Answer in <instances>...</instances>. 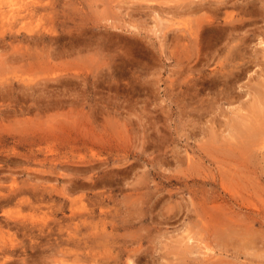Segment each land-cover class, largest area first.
<instances>
[{"label": "rangeland", "instance_id": "rangeland-1", "mask_svg": "<svg viewBox=\"0 0 264 264\" xmlns=\"http://www.w3.org/2000/svg\"><path fill=\"white\" fill-rule=\"evenodd\" d=\"M117 1L0 0V264H264V0Z\"/></svg>", "mask_w": 264, "mask_h": 264}, {"label": "bare ground", "instance_id": "bare-ground-1", "mask_svg": "<svg viewBox=\"0 0 264 264\" xmlns=\"http://www.w3.org/2000/svg\"><path fill=\"white\" fill-rule=\"evenodd\" d=\"M117 1V0H116ZM120 2H123L124 4H125V0H119ZM119 1H117V3L119 4ZM200 1H202V0H200ZM204 1V0H203ZM217 1H219V0H217ZM222 1V0H221ZM228 1H230V0H228ZM237 1V0H236ZM242 1H244V0H242ZM128 3H129V1H127ZM189 2V1H188ZM223 2V1H222ZM221 2V3H222ZM249 2V1H248ZM251 2V1H250ZM128 3H126V4H128ZM186 4H187V0H186V2H185ZM185 3H184V6H185ZM195 3V1H193V3L192 4H194ZM201 2H199V0H198V2H197V4L195 3V7H193L192 8V6H191V8L189 9L188 8V6H187V8H188V10L186 11L188 14H191V18H192V15H196V12H200V11H202L203 9H205L206 8V6H203L204 4L205 5H207V6H209L208 4H206V3H208L207 1H206V3H204V4H202L201 3V5H199ZM215 3V2H214ZM217 3H219V2H217ZM217 3H215V4H217ZM225 2H223V4H224ZM231 4H232V2H230ZM234 3V2H233ZM241 3H243V2H241ZM191 4V5H192ZM226 4V3H225ZM187 5H189V4H187ZM198 5V6H197ZM211 5V4H210ZM218 5V4H217ZM233 5V4H232ZM236 5V4H235ZM234 5V6H235ZM245 5V4H244ZM244 5H243V8L245 9V7H244ZM26 6H28V5H26ZM181 6H182V4H181ZM180 6V7H181ZM219 6V5H218ZM237 6V5H236ZM246 6V5H245ZM214 7H215V5H214ZM221 7V6H220ZM223 7V6H222ZM238 7V6H237ZM239 7H241V6H239ZM3 7H0V20H6V22H9L10 24H14L16 21H20V20H24V19H26V18H30V16H33L34 15V13L36 12V11H33V10H31L29 7H26V8H23L22 6L20 7V8H18V9H15V8H11V9H9V12L10 13H6L5 12V10L4 9H2ZM156 8V7H155ZM158 8V7H157ZM156 8V9H157ZM181 8H183V7H181ZM216 10L214 11V12H216L217 14L218 13H221V12H219V9H218V7L216 6ZM230 8H232V6H230ZM234 8V7H233ZM246 8H247V6H246ZM152 9V8H151ZM153 9H154V7H153ZM155 9V10H156ZM210 9V8H209ZM239 9V8H238ZM243 9V10H244ZM154 10V12H155V20H156V24H157V26H161V25H163V26H166L167 27V25L169 26V25H171V26H173V25H178V26H184V29L185 30H187L188 31V33L190 34V36H193V37H196V38H193L194 40L195 39H198V31H202V29L201 30H198V28L199 27H201V25H202V22L200 21V20H202L198 15H197V17H195V18H199L200 20H196L195 18V20L194 19H190V20H185V21H182V20H175L174 19V17L172 16V17H166V15H161V14H159L157 11L158 10H156L155 11ZM161 10V9H160ZM178 10V9H177ZM206 10V9H205ZM222 10V12H223V9H221ZM241 10V9H240ZM247 10H249V11H251V10H253V9H251L250 10V8H247ZM246 9H245V11H247ZM164 11V10H163ZM206 11H209L208 10V8H207V10ZM235 11H236V13H237V10H236V7H235ZM178 12V11H177ZM202 12H204V11H202ZM210 12V11H209ZM212 12V11H211ZM244 12V11H243ZM153 13V12H152ZM216 13H215V16H216ZM240 13H242V12H240ZM167 14V13H166ZM178 14H180V12L178 13ZM178 14H176V15H178ZM186 14V13H185ZM199 14H201V13H199ZM211 14V13H210ZM205 15V14H204ZM212 15V14H211ZM221 15V14H220ZM219 15V16H220ZM238 15H240L239 13H238ZM241 15H243V14H241ZM246 15V14H245ZM154 16V15H153ZM169 16V15H168ZM180 16H183V15H180ZM187 16V15H186ZM193 16V17H194ZM202 16H203V13H202ZM184 17V16H183ZM208 17H209V15H208ZM221 17H223L222 19H224V21L225 22H227V23H225V24H228V22L231 24V21L230 20H232V19H234L235 18V16H233V12L232 13H230V12H225V13H223V16H221ZM239 17V16H238ZM237 17V18H238ZM247 16H244V17H242V21H241V23H243V20H244V18H245V20H244V23H245V21H246V18ZM182 18V17H181ZM185 18V17H184ZM184 18H183V20H184ZM205 20V18L203 17V20L202 21H204ZM207 20V19H206ZM205 20V21H206ZM238 20H240V18H238ZM200 21V22H199ZM223 21V22H224ZM234 21V20H233ZM208 22V21H207ZM207 22H206V24H207ZM222 22V23H223ZM253 22V21H252ZM233 23H235V21L234 22H232V24H231V27H228V28H226V30H224L225 32L224 33H226V44H225V46L223 47L224 48V52H222V53H220L221 52V50L219 49V48H221V46L218 48V50H220L219 52H218V55H217V58L215 59L214 57H212V56H210V57H212L213 59H211V62L213 63V65H215L214 66V68L213 69H215V70H217V68L218 67H221V69L220 70H227V69H231V70H233V69H239V68H242L243 66H245L247 63H249V62H251V59H250V57L249 56H247V50H246V46H245V37H244V34H242V33H244L243 31H245L243 28H245V27H241V26H237V24L236 25H233ZM255 23H257L256 21H255ZM155 24V25H156ZM166 24V25H165ZM239 24H240V22H239ZM247 24H249L248 23V21H247ZM254 24V23H253ZM252 24V25H253ZM195 25H197V26H195ZM203 25H205V24H203ZM202 25V26H203ZM210 25V24H209ZM208 25V26H209ZM229 25V24H228ZM13 26V25H12ZM206 26V25H205ZM205 26H203L204 27V29H205ZM170 27V26H169ZM196 27H198L197 29H196ZM223 27H225V26H223ZM251 27V26H250ZM249 27V28H250ZM117 28V27H116ZM163 28V27H162ZM183 28V27H182ZM249 28H247V30L249 29ZM176 29H178V28H176ZM211 29V28H210ZM159 32H160V30L159 29H157ZM182 30V29H181ZM184 30V32H186ZM252 30V29H251ZM183 31V30H182ZM181 31V32H182ZM210 31V30H209ZM212 31V30H211ZM210 31V32H211ZM214 31V30H213ZM250 31V30H249ZM248 31V32H249ZM256 31V30H255ZM204 32V31H203ZM207 32V31H206ZM220 32V31H219ZM246 32V31H245ZM251 32V31H250ZM14 33H17V32H14ZM202 33V32H201ZM200 33V34H201ZM217 33V32H216ZM13 34V33H12ZM204 34V33H203ZM208 34V33H207ZM206 34V36H208ZM212 34H214V33H212ZM220 34H223V32L222 33H220ZM219 34V35H220ZM15 35V34H14ZM198 35V36H197ZM214 35H216V34H214ZM40 36H42L41 34H40ZM201 36V35H200ZM210 36V35H209ZM35 37V36H34ZM33 37V38H34ZM175 37V36H174ZM203 37H204V35H202V39H203ZM211 37V36H210ZM222 37V36H221ZM32 38V39H33ZM49 39H50V37H48ZM204 38H206V37H204ZM219 38V37H218ZM217 38V39H218ZM225 38V37H224ZM249 38V37H248ZM184 39V38H183ZM189 39V38H188ZM191 39V38H190ZM214 39H216V38H214ZM203 40H205V39H203ZM225 40V39H224ZM183 41V40H182ZM189 41V40H188ZM195 42H197V40L195 41ZM195 42H194V44H195ZM249 42V41H248ZM261 42H263V41H261ZM190 43V42H189ZM191 44V43H190ZM247 44V43H246ZM263 45H264V43H262ZM191 45H193V44H191ZM220 45V44H219ZM194 46V45H193ZM192 46V47H193ZM218 46V45H217ZM223 46V45H222ZM194 47H196L197 48V46L195 45ZM202 47V46H201ZM248 47V46H247ZM250 47V46H249ZM195 48V49H196ZM193 48H191V50H192ZM195 49H193V50H195ZM249 50H251V49H249ZM263 50L264 49H262V53H264L263 52ZM193 52V51H192ZM255 52H256V50H255ZM203 53V52H202ZM213 53V52H212ZM219 53L221 54V56L219 55ZM195 55L197 54L196 52L194 53ZM214 54V53H213ZM215 55V56H216ZM197 56V55H196ZM206 57H208V56H206ZM205 57V58H206ZM209 57V58H210ZM199 58V57H198ZM203 58V57H202ZM204 59V58H203ZM201 60V59H200ZM205 60V59H204ZM203 60V61H204ZM213 60V61H212ZM198 61V60H197ZM208 61H209V59H208ZM199 62V61H198ZM201 63H202V66H204L203 65V62L202 61H200ZM211 63V64H212ZM196 64V63H195ZM204 64H206V62L204 63ZM209 65H210V63H209ZM212 65V66H213ZM249 65V64H248ZM198 66H200V64L198 65ZM202 66L200 67V68H202ZM192 67V66H191ZM196 67V66H195ZM208 67H210V66H208ZM196 69V68H195ZM200 71V70H199ZM225 76V75H224ZM227 76V75H226ZM223 78H225V77H223ZM227 80H228V78H226ZM228 82H229V80H228ZM235 83H237V80H236V82ZM264 116V115H263ZM50 150H51V148H50ZM191 238H188V240H190Z\"/></svg>", "mask_w": 264, "mask_h": 264}]
</instances>
